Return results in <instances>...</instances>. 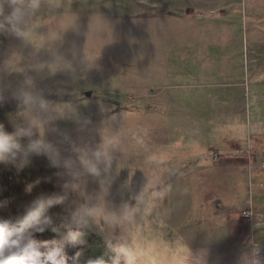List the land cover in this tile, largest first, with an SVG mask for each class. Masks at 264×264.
<instances>
[{"label": "rangeland", "instance_id": "obj_1", "mask_svg": "<svg viewBox=\"0 0 264 264\" xmlns=\"http://www.w3.org/2000/svg\"><path fill=\"white\" fill-rule=\"evenodd\" d=\"M55 3L63 15L55 23L38 17L36 32L25 35L41 62H52L55 50L74 68L66 81L49 65L56 74L42 85L52 89L44 99L89 122L58 120L47 138L67 157L73 144L97 145L102 131L118 136L127 166L114 176L110 207L146 182L159 185L167 195L149 228L186 239L185 264L201 253L208 264H264V0ZM1 38L0 80L18 84L34 49ZM21 111L1 114L10 131ZM244 128L246 137L227 141Z\"/></svg>", "mask_w": 264, "mask_h": 264}, {"label": "clouds", "instance_id": "obj_2", "mask_svg": "<svg viewBox=\"0 0 264 264\" xmlns=\"http://www.w3.org/2000/svg\"><path fill=\"white\" fill-rule=\"evenodd\" d=\"M58 9L62 8L55 0H0V37L18 41L15 44L18 50L28 45L34 49L30 56L23 57L28 71L21 82L10 84L0 80V107L11 100L22 109L12 131L0 123V164L22 167L31 163L33 157L45 156L53 168L61 170L56 173L61 180L60 191L42 190L31 195L29 186L28 199L14 208L0 205V264H109L103 256L84 259L77 253L69 260L66 255V246L84 243L85 229L90 224L105 233L113 253L110 264H185L191 255L187 240L178 237L173 242L169 234L159 235L149 228L158 203L167 195L159 185L146 188V182L139 193L124 201L118 210L110 207L108 197L114 176L127 166L118 136L102 131L97 145L73 144V155L67 157L47 138L49 132L59 131L55 126L58 120L71 118L80 124L89 122L88 117L74 108L54 105L44 99V94L52 91L42 86L44 82L56 73L65 75L68 81L74 68L55 50L52 62H41L36 55L39 49L25 35L36 32L40 26L36 24L38 17H48L55 23L63 15V11L57 14ZM52 63L57 64L54 74L49 73ZM25 138L26 143L22 142ZM90 181H95L98 188L90 191ZM123 187L128 188V182ZM57 206H64L68 212L59 226L60 213L53 211ZM59 228L64 229L59 239L35 238L46 230L57 232ZM197 264H208L206 254L198 256Z\"/></svg>", "mask_w": 264, "mask_h": 264}, {"label": "trees", "instance_id": "obj_3", "mask_svg": "<svg viewBox=\"0 0 264 264\" xmlns=\"http://www.w3.org/2000/svg\"><path fill=\"white\" fill-rule=\"evenodd\" d=\"M2 45L3 39L0 37ZM22 109L14 103H9L4 107H0V123L6 124L1 120V114L4 111L17 113ZM22 142H27L25 138ZM57 168L50 165L49 160L45 156L33 157L31 163L19 166L18 164L4 163L0 164V205H13L14 207L29 198L28 187H32L31 195H35L38 191L57 192L60 191L58 177L56 175ZM53 211L60 213L57 217V225L59 226L68 215L64 206H57ZM87 235L84 243L76 246L68 245L65 252L69 260L75 254L79 253L82 258H96L103 256L109 261L113 254L108 244L105 243L102 232L94 224H90L85 229ZM64 232L63 228L53 232L46 230L44 233L37 234V240L59 239Z\"/></svg>", "mask_w": 264, "mask_h": 264}, {"label": "crops", "instance_id": "obj_4", "mask_svg": "<svg viewBox=\"0 0 264 264\" xmlns=\"http://www.w3.org/2000/svg\"><path fill=\"white\" fill-rule=\"evenodd\" d=\"M241 79V83L239 84L240 85V87L242 86V78H240ZM219 85H224V84H222V83H217L216 84V88L219 86ZM239 87V90H240V92L237 94H234V97H236V98H239L240 100H242L243 98H242V96L243 95H246V94H244V93H242V89ZM221 95H222V97L220 98V99H224L225 97H224V93H220ZM174 100H177L176 99V97L174 98ZM236 120L237 121H240V123H242V120H241V118L240 117H238V118H236ZM245 122V121H244ZM229 134H231V133H229ZM234 136H230L229 135V137L228 138H226L227 139V141L228 142H231V141H238V140H242V137H246L247 135H248V131L244 128V132H242L240 129L238 130V131H235L234 130ZM232 135V134H231ZM214 146H215V144H214Z\"/></svg>", "mask_w": 264, "mask_h": 264}, {"label": "water", "instance_id": "obj_5", "mask_svg": "<svg viewBox=\"0 0 264 264\" xmlns=\"http://www.w3.org/2000/svg\"><path fill=\"white\" fill-rule=\"evenodd\" d=\"M86 95H87V96H90V95H91V93H90V92H86Z\"/></svg>", "mask_w": 264, "mask_h": 264}]
</instances>
